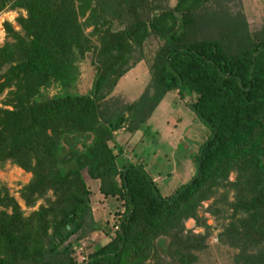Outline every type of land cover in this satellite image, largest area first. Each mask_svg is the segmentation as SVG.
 Listing matches in <instances>:
<instances>
[{"label":"trees","instance_id":"obj_1","mask_svg":"<svg viewBox=\"0 0 264 264\" xmlns=\"http://www.w3.org/2000/svg\"><path fill=\"white\" fill-rule=\"evenodd\" d=\"M207 1L157 10L148 0H0V11L24 13L19 32L4 24L0 47V94L14 88L3 103L10 110L0 109V165L30 174L20 190L26 207L45 200L23 216L0 193V264H198L208 227L196 210L209 199L206 211L228 220L216 240L235 252L232 264H264V28L250 34L241 16L207 10ZM150 38L158 46L148 56ZM88 54L94 74L79 95L78 65ZM142 60L149 82L138 99H107ZM49 87L59 93L46 97ZM170 93L209 135L193 175L162 197L140 165L116 167L113 134L139 132ZM87 181L121 202L116 230L95 222ZM187 220L204 232H185ZM94 233L105 242L77 263L74 251Z\"/></svg>","mask_w":264,"mask_h":264},{"label":"rangeland","instance_id":"obj_2","mask_svg":"<svg viewBox=\"0 0 264 264\" xmlns=\"http://www.w3.org/2000/svg\"><path fill=\"white\" fill-rule=\"evenodd\" d=\"M148 2L152 3L157 10L171 9L176 4V0H148ZM203 7L210 11L223 10L226 13L241 16L250 34L264 28V0H208ZM18 15L23 16L24 13L16 9L9 10L7 8L0 11V25L4 33L0 47L4 42L8 41L5 37L4 24H8L14 32H19L15 23ZM114 27L117 28L115 22ZM88 32H90V29L84 30V34ZM91 40L93 41L94 39ZM157 46L158 43L150 38L146 41L143 52L151 56ZM90 59L88 54L83 62L78 65V76L73 91L79 95L86 94L91 87L94 70L89 64ZM3 71L4 69L0 73ZM130 72H132V79ZM130 72L126 76L130 77V80H133L135 84H142L140 82L142 80L145 81L144 86L146 88L149 82V75L145 61H140ZM127 88V83L123 84L122 82L120 89L115 87L107 99H118L123 103L125 101L134 102L135 98L137 100V96L143 92L141 86L133 95L131 94L127 97ZM13 91L14 88L10 87L3 90L0 94V109L10 110V107L4 106L3 103L8 99L11 100L8 92L11 93ZM43 93L50 98L59 93V88L49 87L43 90ZM126 134L123 130L113 134L115 137L114 144L124 146L121 148L123 152L122 158L132 165H140L156 184L159 194L162 197H167L193 175L195 169L193 157L198 147L207 139L209 130L195 118L185 102L179 100L175 94L170 93L163 97L152 112L149 120L146 121L139 132L135 133V139L131 141L138 140L137 138L141 137L138 144L133 142L127 144L128 140L124 139ZM110 147L112 146L110 145ZM116 160L120 161L122 159L118 157ZM136 161L138 162L137 164ZM30 178V174L23 172L9 162H4L0 165V193L5 191L15 201L23 216L36 211L39 206H45L44 199L36 201L31 208L26 207L21 200L20 190L29 182ZM233 178L234 175L230 173L227 178L228 182H232ZM86 185L92 192L90 202L94 214H97L94 217L95 220L106 223L110 229L114 230L117 214L122 211L121 202L117 199H107L106 204L99 202L92 184L87 181ZM218 193L221 194L222 190H219ZM46 198L51 200L49 194H47ZM231 200V193H228L227 202ZM211 201L212 199L201 202L196 210L197 217L204 219V224L208 227V237L205 242L206 248L203 252L197 254V261L198 264H232V257L235 252L219 246L216 240V235L228 220H221V216H212L206 211ZM228 214L226 213V215ZM226 215L224 217H227ZM183 227L185 232L190 231L192 234H202L204 232L203 228L195 227L193 220L185 221ZM105 240L102 235L92 234L88 243L83 242L82 245L76 248L77 251L75 250L73 253L74 260L78 262L81 257L85 258L86 253L90 251L88 250L89 247L92 248L97 243L102 244ZM162 247V251L159 248H156V250L159 255L165 256L166 241ZM151 264L155 263L152 262Z\"/></svg>","mask_w":264,"mask_h":264},{"label":"crops","instance_id":"obj_3","mask_svg":"<svg viewBox=\"0 0 264 264\" xmlns=\"http://www.w3.org/2000/svg\"><path fill=\"white\" fill-rule=\"evenodd\" d=\"M131 70H133V68L131 69ZM131 70H129L124 76H122L119 80H118V82L116 83V86L115 87H118L119 89H120V85L122 84V82H123V84H126L127 83V85H128V88H127V97L129 96V95H133L134 94V92L136 91V90H138V88L139 87H141L142 86V88H141V90L143 91V89L145 88V86H144V83H145V81H143L142 80V82H140V83H142V84H135V82L133 81V80H130V77H131V79L133 78L132 77V72H130ZM130 72V73H129ZM130 74V77H128V76H126L127 74ZM126 76V77H125ZM125 77V78H124ZM129 79V80H128ZM128 80V81H127ZM119 81H122V82H119ZM119 83H120V85H119ZM114 87V88H115ZM141 91V92H142ZM140 96V95H139ZM139 96H137V98L139 97ZM135 100H136V98H135ZM134 100V101H135ZM126 102V101H125ZM124 102V103H125ZM133 101H130V102H126V103H132ZM158 106V105H157ZM149 120V119H148ZM147 120V121H148ZM137 133V132H136ZM125 136V135H124ZM124 139H126V140H128L127 141V144H130V143H134V144H138L139 142H140V139H141V137H138L137 139L138 140H135V141H131V140H134L135 139V133L134 134H132V135H129V134H126V136L124 137ZM114 142H115V137H114ZM115 145V144H114ZM116 146V148H119V149H121V148H123L124 146L123 145H118V144H116L115 145ZM131 149V148H130ZM122 151H121V155L119 156L120 157V159H122V160H120V161H115V164H116V167L119 169V168H121V167H123L124 165H125V163H126V160L125 159H123L122 158ZM133 160V159H132ZM129 163V162H128ZM138 162L136 161V164H137ZM131 164V163H130ZM138 165V164H137ZM97 196H98V198H97V200L99 201V202H102V203H105L106 204V202H107V199H103L99 194H96ZM93 211V210H92ZM95 220V219H94ZM95 222H97L96 220H95ZM94 234H99V235H101L100 233H94Z\"/></svg>","mask_w":264,"mask_h":264},{"label":"built area","instance_id":"obj_4","mask_svg":"<svg viewBox=\"0 0 264 264\" xmlns=\"http://www.w3.org/2000/svg\"><path fill=\"white\" fill-rule=\"evenodd\" d=\"M1 21H2V20H1ZM0 31H2V33H3V30H2V28H1V25H0ZM3 36H4V33H3ZM2 40H3V37H2ZM2 40H0V42H1ZM114 230H116V227L114 228ZM76 251H77V250H76ZM78 251H79V250H78ZM84 260H85V258H84V257H81L77 263H80V262H82V261H84Z\"/></svg>","mask_w":264,"mask_h":264},{"label":"clouds","instance_id":"obj_5","mask_svg":"<svg viewBox=\"0 0 264 264\" xmlns=\"http://www.w3.org/2000/svg\"><path fill=\"white\" fill-rule=\"evenodd\" d=\"M2 37H3V33L2 31H0V40H2Z\"/></svg>","mask_w":264,"mask_h":264}]
</instances>
